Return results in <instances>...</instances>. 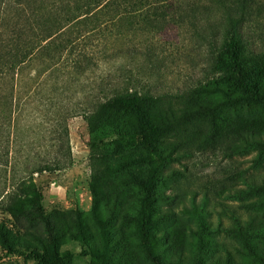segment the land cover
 I'll return each instance as SVG.
<instances>
[{
    "label": "rangeland",
    "instance_id": "obj_1",
    "mask_svg": "<svg viewBox=\"0 0 264 264\" xmlns=\"http://www.w3.org/2000/svg\"><path fill=\"white\" fill-rule=\"evenodd\" d=\"M241 30L240 59L264 95V11ZM218 31L74 28L73 55L84 53L90 63L77 73L67 62L47 78V91L58 81L66 110H77L84 97L109 96L112 84L152 96L146 116L161 135L149 229L159 264H264V193L252 190L264 192V151H234L241 135L264 142V105L225 86L210 69L207 42ZM63 114L49 108L31 113L28 140L37 137V124L41 139L64 125L71 164L34 177L47 226L21 229L0 210V224L19 251L8 253L0 244V264H91L92 249L104 254L103 264H155L137 234L151 165L133 121L115 118L117 127L91 131L80 115Z\"/></svg>",
    "mask_w": 264,
    "mask_h": 264
},
{
    "label": "trees",
    "instance_id": "obj_2",
    "mask_svg": "<svg viewBox=\"0 0 264 264\" xmlns=\"http://www.w3.org/2000/svg\"><path fill=\"white\" fill-rule=\"evenodd\" d=\"M0 4V210L21 229L29 230L37 224L47 226L40 204L42 194L34 177L71 164L64 125L52 132L53 137L41 139L42 124H37V137L28 140L30 124L35 119L32 111L49 108L58 114L63 111V115L70 112L69 117L80 115L91 131L102 126L117 127L113 119L129 117L134 124L133 133L145 151V161L151 165L143 184L137 234L146 257L159 264L149 229L153 189L160 170L156 144L161 135L146 116L152 96L116 90L112 84L109 96L95 100L84 97L77 110H66L59 99L58 81L53 80L51 91H47V78L60 72L67 62L69 69L77 73L90 63L84 53L73 55L78 41L74 28H221L211 33L207 42L210 69L220 75L225 86L264 105V95L251 84L240 59L241 28L261 16L264 0H0ZM118 129L120 135L129 137ZM129 139L132 143L133 138ZM251 148L264 151L259 135H241L234 151L242 154ZM252 190L264 193L260 187ZM90 191H94L93 185ZM0 244L8 253H19L14 239L1 224ZM51 247L54 249L53 240ZM87 255L91 264H103V253L92 249Z\"/></svg>",
    "mask_w": 264,
    "mask_h": 264
}]
</instances>
